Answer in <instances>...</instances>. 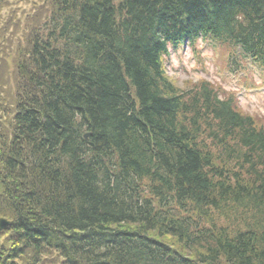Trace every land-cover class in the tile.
I'll return each instance as SVG.
<instances>
[{
  "label": "trees",
  "instance_id": "1",
  "mask_svg": "<svg viewBox=\"0 0 264 264\" xmlns=\"http://www.w3.org/2000/svg\"><path fill=\"white\" fill-rule=\"evenodd\" d=\"M176 1L49 0L47 22L25 34L0 100L19 97L1 127L12 138L0 155V214L12 223L0 264H40L53 248L61 264H209L217 251L225 264H264V236L246 231L242 247L227 238L252 200L264 222V127L208 82L174 86L162 64L167 45L199 35L264 42V20L250 21L264 17V0H199L196 15ZM199 215L230 225L214 232Z\"/></svg>",
  "mask_w": 264,
  "mask_h": 264
},
{
  "label": "rangeland",
  "instance_id": "2",
  "mask_svg": "<svg viewBox=\"0 0 264 264\" xmlns=\"http://www.w3.org/2000/svg\"><path fill=\"white\" fill-rule=\"evenodd\" d=\"M47 1L1 0L0 100L2 94H7V90H3L14 80L12 63L19 45L22 49L17 57L23 53L25 34L31 28L47 22L50 12ZM44 4L45 8L42 6ZM35 12H39L38 18L26 19ZM26 26L29 28L25 31ZM230 53L229 47L222 44L197 41L193 45L170 50L166 66L163 63L164 72L181 90L195 88L207 80L218 98L233 97L234 94L236 97H233L234 109L241 114L249 115L255 126L264 127V70H259V66L250 62H244V69L232 68L234 65L230 64L232 61ZM4 99L8 100L7 97ZM237 171L242 173V170ZM3 239L0 238V246ZM41 264H60V261L53 252H48L42 255Z\"/></svg>",
  "mask_w": 264,
  "mask_h": 264
},
{
  "label": "bare ground",
  "instance_id": "3",
  "mask_svg": "<svg viewBox=\"0 0 264 264\" xmlns=\"http://www.w3.org/2000/svg\"><path fill=\"white\" fill-rule=\"evenodd\" d=\"M187 2L188 3L193 2V5L191 8H192V12H194V15H196L198 12L201 11V3L199 0H178V1H176V3L180 4L179 8H182V9H184V8L181 6V4H187ZM263 18L264 17H262L260 14L255 13V14L251 15L250 21L264 20ZM240 27H243V24H241ZM127 54H129V51H124L123 56H125V59H126ZM119 62L121 63V61H119ZM22 86L23 85H21V87ZM122 95L125 96L124 92H122ZM8 96H9L8 97L9 103L0 102V115H5V113L7 111L9 112L11 110V116L10 117L5 118V116H4L3 120L6 124H8L7 121L9 119L12 120L14 115L16 114L18 102H15L14 98H19L18 95L16 94V92H14V95L12 92H10L8 94ZM30 117H31L30 114L21 115L20 125L23 126L22 124H24V122L27 121ZM87 135H88V132L83 133L84 137H87ZM11 138H12L11 134L7 135V137H4V138L1 137L0 138V155L1 156L6 155L7 157H9V154L7 153V151L10 149L9 142L11 141ZM13 152H14L15 156H17V154H19V150L16 148L13 149ZM76 158H77V156H76ZM138 177L143 179L145 176L143 174H141ZM126 189L127 190H124V193L127 195H131L134 199L135 192L132 190V188H126ZM23 192L26 193L27 195H29V198H32V199L39 194V192H36V190L32 186L26 187V189L23 190ZM50 196H51V198H43V200L51 199V201H53L54 200L53 196L52 195H50ZM259 204H260L259 200H252L251 203L248 202V204L243 205L246 210H250V211L252 210V211L248 214V217L245 219L243 226L242 227L237 226L236 228H234L233 230H235V231L233 232V234L228 235L227 238H229L230 240L231 239H235V240L238 239L239 244L242 247V246H244L242 238H243L246 231L253 232L251 234L264 236V234L262 233V232H264V222L258 220L256 217H253V216H255V212H253V211L257 210V207L259 206ZM243 212H244V210L240 206H238L235 210V213L237 215L242 214ZM199 219H200L199 220L200 221V227H205V229L213 230L214 232L223 230L225 226L227 227L230 225L229 221L224 222V223H213V222L209 221L208 218L206 219L202 215H199ZM197 230H199L198 227H196V230H193V232H196ZM149 238H153L152 235H149ZM158 239L160 241H162L163 243H166L172 247L177 244L175 237H172V236H163V237H160ZM69 253H70V249L67 247V251H66V254L64 256H66L67 258H72L71 256H69ZM97 254L98 253H95V255L97 257H99V255H97ZM226 259L227 258L224 256L223 253L217 251L215 255H213V253L210 254L206 261L209 264H225L224 261ZM97 260H98V261H96L97 264H102V262H103L102 258H99ZM241 261H242V259L239 260L238 264H240ZM69 264H79V263L73 262L70 259Z\"/></svg>",
  "mask_w": 264,
  "mask_h": 264
},
{
  "label": "water",
  "instance_id": "4",
  "mask_svg": "<svg viewBox=\"0 0 264 264\" xmlns=\"http://www.w3.org/2000/svg\"><path fill=\"white\" fill-rule=\"evenodd\" d=\"M7 224L8 222L5 219L0 218V229L4 228Z\"/></svg>",
  "mask_w": 264,
  "mask_h": 264
}]
</instances>
